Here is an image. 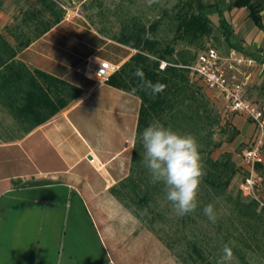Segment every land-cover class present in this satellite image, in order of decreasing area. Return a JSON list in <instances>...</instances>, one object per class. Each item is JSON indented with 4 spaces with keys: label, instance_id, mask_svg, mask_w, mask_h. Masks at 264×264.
I'll use <instances>...</instances> for the list:
<instances>
[{
    "label": "rangeland",
    "instance_id": "obj_1",
    "mask_svg": "<svg viewBox=\"0 0 264 264\" xmlns=\"http://www.w3.org/2000/svg\"><path fill=\"white\" fill-rule=\"evenodd\" d=\"M233 1L157 0L149 5L148 0H58V6L65 18H71L75 30L83 27L90 31L91 40H94L91 46L98 49L97 57L111 63L112 42H116L123 31L133 27L150 28L155 22L160 24L155 38L162 48H173L175 56L181 52L197 55L208 48H216L226 54L232 48L257 57L261 62L254 70L248 97L252 102L264 105V34L248 19L247 9L233 8ZM199 13L211 21L213 34L194 41L193 45H189L188 40L177 39L179 16ZM227 31L229 41L226 40ZM108 41H111L110 45H107ZM91 66L96 68L93 63ZM166 66L167 63L162 62L160 69L164 70ZM188 79L191 91L196 93L198 99L194 102V108L197 109L203 100L208 106L209 115L200 118L198 112L191 111L187 122H183V129L174 127L171 121L167 125L159 120L154 122H160L181 135H194L200 145L204 167L205 158L208 157L205 151L209 150L210 158L215 161L225 160L228 154L232 155L235 173L225 195H213L207 189L203 177L198 192L199 207L189 219L177 216L166 199L163 184L153 183L150 172L142 163V143L135 148L134 142L130 150L118 159L119 163L110 166V171L118 172L123 180L131 175L137 185L139 177L146 176L153 186V189L149 187L147 190L141 184L140 189L134 191L131 184L126 187H122L121 183L116 185L120 192L130 195L128 203L139 219H143L144 224L153 229L155 237L151 236L150 231L139 227L134 231L136 235L127 237V242L116 249L100 225L98 216L80 201L75 187H69L71 192H68V187L56 181L53 183L55 190L63 193L56 197V203L62 206V211L47 221H36V224L26 222L20 235L25 254L43 256H11L12 244L5 242L8 240V227H4L5 222L0 221V264H67V258L73 264H205L204 260L217 264L225 244L233 251L234 260L231 264H264V163L259 165L261 168L258 166L263 178L257 191L258 199L246 197L241 190L246 176L242 155L252 145L256 130L248 140L239 143L235 117L225 116L222 100L209 92L201 81L190 76ZM108 97L110 95L106 94ZM189 103L186 101L181 108L186 109ZM113 105L118 104L113 102ZM90 115L95 114L91 112ZM111 119L112 122H105L99 127V139L105 147V153H118L121 152L124 133L119 129L121 123L117 117L112 116ZM242 119L245 118L236 116L238 126L242 124ZM21 127L16 119L4 117L0 111V130L5 131L0 132V137L19 135L17 130ZM86 168L87 165L83 164L79 170ZM9 171V168L0 166L2 174ZM4 187L1 185L0 190ZM147 192L148 206H145L138 201ZM208 204H212L216 211L215 223L203 213L204 206ZM244 212L248 215L245 216ZM41 216H44V212ZM110 221L115 235L122 234L123 231L119 230L121 218L117 215ZM194 247L198 252L193 251ZM63 253L75 256H60Z\"/></svg>",
    "mask_w": 264,
    "mask_h": 264
},
{
    "label": "crops",
    "instance_id": "obj_2",
    "mask_svg": "<svg viewBox=\"0 0 264 264\" xmlns=\"http://www.w3.org/2000/svg\"><path fill=\"white\" fill-rule=\"evenodd\" d=\"M47 1L58 5V0ZM262 16L264 24V12ZM51 20L45 0H0V35L12 47L17 45L16 38L44 34L16 57L17 62L41 74L35 77L43 91L68 94V86L83 91L81 97L34 130L28 132L26 125L17 130L19 135L0 137V166L11 170L5 174L0 172V186H5L0 190V221L8 227L5 242L12 244L11 256H43L25 254L20 235L26 222L47 221L62 211V206L56 203V197L62 193L55 190L53 183L56 181L68 187V192H71L69 187H75L80 201L98 216L116 249L127 242V237L136 235L134 231L139 227L155 237L153 230L115 196L113 188L123 179L118 172L110 171V166L118 164V159L135 142L141 100L106 83L96 84L91 63L97 65L105 59L97 57V47L91 46L94 40H91L90 31L83 27L75 30L70 17H64L60 24L46 31ZM258 31L264 34V30ZM108 42L110 45L111 41ZM112 45V64L118 68L137 52L117 42ZM106 94L110 97L106 98ZM0 111L4 117L14 118L1 107ZM91 112L95 115H90ZM112 116L121 123L123 144L121 152L105 153L99 127L112 122ZM234 121L239 143L245 142L252 136L254 125L242 119L238 126L236 117ZM83 164L87 168L79 170ZM117 215L121 218L119 230L123 231L119 235H115L110 221ZM60 256L75 255L63 253ZM66 263L73 264V261L67 258Z\"/></svg>",
    "mask_w": 264,
    "mask_h": 264
},
{
    "label": "trees",
    "instance_id": "obj_3",
    "mask_svg": "<svg viewBox=\"0 0 264 264\" xmlns=\"http://www.w3.org/2000/svg\"><path fill=\"white\" fill-rule=\"evenodd\" d=\"M45 6L47 10L51 11L52 15L51 24L46 30L48 31L61 23L64 19V12L58 5L53 2L49 3L47 0H45ZM232 6L234 9H247L248 19L260 30H264L262 16L264 0H234ZM179 19L177 39L188 40L189 45H193L194 41L201 38L211 36L214 32L211 21L202 13L190 16L182 14ZM159 25V22H155L150 28L144 26L133 27L122 32L121 37L116 42L137 52L106 82L107 85L134 95L141 100L135 148L142 143L140 134L145 127L155 120H159L165 125L170 124L171 121L174 127L183 129V122H187L191 111L198 112L200 118L209 115L208 106L205 102L203 103V100L197 105V109L194 108V102L198 99L195 97L196 93L191 91L188 79L190 75L188 70L184 68L190 65L197 55L181 52L175 56L173 48H162L160 42L155 38ZM225 34L226 40L229 41V32L227 31ZM42 35L44 34L36 33L21 40L16 38L18 42L15 48L0 35V107L7 110L21 126L27 125L28 132L44 124L67 107L71 101L78 99L83 94V91L75 86H68V94H46L35 77L41 74L31 71L23 63L16 61L18 54ZM232 50L235 49H228L227 53ZM162 62L167 63L164 70L160 69ZM140 66L143 68L146 79L151 80L153 83L165 84L166 88L155 96L139 90L137 86L140 81L134 75V71ZM133 88H137L135 93L132 92ZM70 91H72V94H70ZM64 92L63 89L62 93ZM186 101H190L186 105V109L181 108ZM205 152L208 157L205 158L206 166L204 170L206 175L204 176V183L213 195L216 197L223 196L229 189L235 173V163L232 155L228 154L225 160L218 159L215 161L210 158L209 150ZM259 167L261 168V166ZM138 181L139 186L135 179L129 175L120 183L122 187L131 184L134 191L140 189L141 184H144L147 190H149V187L153 189L146 176H140ZM155 189H158V187L155 186ZM113 191L125 206L135 212L127 200V198L130 199V195L120 192L117 187L113 188ZM147 194L149 193H145L138 201L143 202L145 206H148ZM244 215L248 214L244 212ZM186 218H191V214L186 215ZM140 220L144 223L143 219ZM193 251L198 252V249L194 247ZM204 263L213 264L206 260H204Z\"/></svg>",
    "mask_w": 264,
    "mask_h": 264
},
{
    "label": "built area",
    "instance_id": "obj_4",
    "mask_svg": "<svg viewBox=\"0 0 264 264\" xmlns=\"http://www.w3.org/2000/svg\"><path fill=\"white\" fill-rule=\"evenodd\" d=\"M260 62L242 51L232 50L223 54L216 48H208L184 67L191 78L201 81L209 92L222 100L227 118L244 117L255 126L252 145L242 155L246 176L241 190L252 199H258L257 191L263 182L258 166L264 163V105L252 102L248 93L254 70ZM118 69L111 62L100 60L93 69L94 80L104 84Z\"/></svg>",
    "mask_w": 264,
    "mask_h": 264
},
{
    "label": "clouds",
    "instance_id": "obj_5",
    "mask_svg": "<svg viewBox=\"0 0 264 264\" xmlns=\"http://www.w3.org/2000/svg\"><path fill=\"white\" fill-rule=\"evenodd\" d=\"M157 0H148V4ZM134 75L139 78V90L155 96L166 85L145 78L142 66L137 67ZM137 88H133L135 93ZM135 139V137H134ZM144 148L143 165L148 169L153 183L163 184L166 199L177 216L194 213L199 207L198 192L202 178L206 175L200 154V145L192 134H179L160 122L149 124L140 134ZM203 213L213 223L217 214L212 204L204 206ZM223 254L217 264H231L234 260L232 248L223 247Z\"/></svg>",
    "mask_w": 264,
    "mask_h": 264
},
{
    "label": "water",
    "instance_id": "obj_6",
    "mask_svg": "<svg viewBox=\"0 0 264 264\" xmlns=\"http://www.w3.org/2000/svg\"><path fill=\"white\" fill-rule=\"evenodd\" d=\"M83 71H85V68H83Z\"/></svg>",
    "mask_w": 264,
    "mask_h": 264
}]
</instances>
